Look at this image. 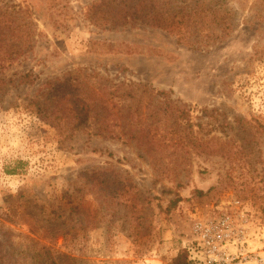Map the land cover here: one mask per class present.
Masks as SVG:
<instances>
[{"label": "rangeland", "instance_id": "374dc122", "mask_svg": "<svg viewBox=\"0 0 264 264\" xmlns=\"http://www.w3.org/2000/svg\"><path fill=\"white\" fill-rule=\"evenodd\" d=\"M102 1L0 0L13 22L4 34L18 39L0 68V264H172L195 222L235 201L264 258V0H220L232 30L200 49L117 26ZM103 80L170 94L197 139L223 147H187L154 168L91 126L60 137L48 113L81 105Z\"/></svg>", "mask_w": 264, "mask_h": 264}, {"label": "trees", "instance_id": "16d2710c", "mask_svg": "<svg viewBox=\"0 0 264 264\" xmlns=\"http://www.w3.org/2000/svg\"><path fill=\"white\" fill-rule=\"evenodd\" d=\"M99 5L114 10L112 19L117 26L139 22L174 35L178 44L189 49L215 45L232 30L229 19L233 14L226 12L220 0H103ZM12 24L0 15V68L11 58L7 48L18 40L15 34L12 37L4 34ZM217 28L220 35H215ZM97 86V89L84 87L87 92L81 105L52 109L48 113L47 122L55 126L60 137L66 134L64 138L68 139L81 125L91 126L93 136L132 142L152 161L154 168L164 158L182 160L187 147L199 154H214L210 150L215 141L197 139L192 132L190 111L184 104L172 100L170 94L141 84L113 85L107 80ZM255 128L264 131L262 125ZM217 145L223 147L221 143ZM158 168L155 170L159 171ZM172 264H189L186 252L179 253Z\"/></svg>", "mask_w": 264, "mask_h": 264}, {"label": "built area", "instance_id": "2783aa9c", "mask_svg": "<svg viewBox=\"0 0 264 264\" xmlns=\"http://www.w3.org/2000/svg\"><path fill=\"white\" fill-rule=\"evenodd\" d=\"M233 207L211 221L195 222L192 228L193 242L187 248L189 264H264V258L251 250L245 218L239 217ZM243 216V215H242Z\"/></svg>", "mask_w": 264, "mask_h": 264}]
</instances>
